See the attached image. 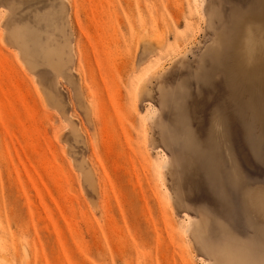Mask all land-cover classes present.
Here are the masks:
<instances>
[{
  "label": "rangeland",
  "instance_id": "obj_1",
  "mask_svg": "<svg viewBox=\"0 0 264 264\" xmlns=\"http://www.w3.org/2000/svg\"><path fill=\"white\" fill-rule=\"evenodd\" d=\"M0 264H264V0H0Z\"/></svg>",
  "mask_w": 264,
  "mask_h": 264
},
{
  "label": "bare ground",
  "instance_id": "obj_2",
  "mask_svg": "<svg viewBox=\"0 0 264 264\" xmlns=\"http://www.w3.org/2000/svg\"><path fill=\"white\" fill-rule=\"evenodd\" d=\"M256 54V53H255ZM250 55L252 56V54L250 53ZM260 56V55H259ZM259 58V57H258ZM262 58V57H261ZM259 62V61H258ZM261 63V62H260ZM257 65V64H256ZM259 65V64H258ZM244 128L246 129V128H248V123H245L244 125Z\"/></svg>",
  "mask_w": 264,
  "mask_h": 264
}]
</instances>
